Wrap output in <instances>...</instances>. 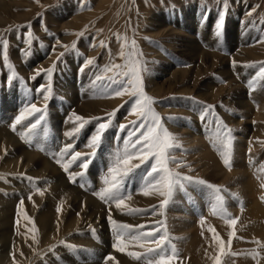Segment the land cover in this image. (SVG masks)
<instances>
[{"label": "rangeland", "instance_id": "obj_1", "mask_svg": "<svg viewBox=\"0 0 264 264\" xmlns=\"http://www.w3.org/2000/svg\"><path fill=\"white\" fill-rule=\"evenodd\" d=\"M189 40L199 50L191 49ZM129 58L136 61L144 92L153 98L152 109L175 138L177 146L169 154L184 162L177 167L169 161L168 167L219 186L222 202L212 189L184 181L183 190L178 188L161 210L164 197L141 191L152 160L123 184L132 197L126 204L142 213L128 215L127 209L94 195L105 187L103 178L128 134L135 132L134 140L144 131L133 124L140 123L132 113L135 97L114 96L131 87L120 82L127 78L111 79L116 69L104 72ZM88 59L94 64L84 68ZM262 62L264 0H0V264H148L154 254L135 243L125 252L115 250L109 209L112 219L134 230L144 225L141 231L159 227L162 233L166 228V247L178 251L173 264H215L216 235L226 251L231 238L230 251L237 253L221 257L222 264H264ZM53 63L51 81L43 71L36 74ZM48 84L52 93L45 101L40 88ZM32 103L47 105L45 119L29 132L26 125L40 114L29 116L14 132L16 117ZM115 109L84 177L76 176L73 183L69 175L84 170L77 161L65 172L62 163L72 152L93 151L87 146L91 137ZM73 113L90 122L69 138L65 133L79 123L73 122ZM227 129L233 137L231 170L221 155ZM68 144L72 152L61 157ZM229 218H238L236 237H231ZM128 251L144 255L136 260ZM109 255L116 261H106Z\"/></svg>", "mask_w": 264, "mask_h": 264}, {"label": "snow or ice", "instance_id": "obj_2", "mask_svg": "<svg viewBox=\"0 0 264 264\" xmlns=\"http://www.w3.org/2000/svg\"><path fill=\"white\" fill-rule=\"evenodd\" d=\"M39 2V0H37ZM223 26V16L220 17L219 23L217 24V35H219V30ZM78 35H83V33H79ZM32 34L29 33V37L31 38ZM126 39V38H125ZM29 43H31V39H29ZM133 46L135 45V41H132ZM4 46V59L7 60V41H3ZM101 46L104 47V42L101 41ZM75 48V44L72 45ZM64 53H60V57H62ZM121 57H124V52L121 50ZM58 57V60L59 58ZM235 61H233V65H235ZM94 64L93 59H88L84 64V68H87L90 65ZM11 67V65H9ZM56 64L48 69L38 70L37 75L43 71L51 81L53 73L55 71ZM113 69L119 70L116 71L115 76L111 79L115 80L116 76L126 77V81H120L125 83L126 85H130L131 87L125 86L116 90L114 92L115 97H120L125 94L130 97H135V104L132 108V113L137 115L140 123L136 124L133 122L136 128H143L144 131L140 133L134 140L132 137L135 135V132H130L128 134V139L124 141V150L122 153L118 152L115 154L113 162L107 169L108 175L103 178V183L105 187L101 188L98 192H95L94 195H97L100 200L105 203H114L117 209L124 210L127 209L126 214L134 215L142 213L143 210L131 208L126 204L127 200H131V194L126 193L123 189L124 180L135 170L141 167L143 164H147L150 160L154 161L150 164L148 170L145 172L144 184L141 189L142 194L144 196H150L153 194L164 197L159 204V208L163 210L169 204L170 199L173 194L179 188L183 190L184 181L189 183H195L204 185L213 190L214 198L219 203L222 202L223 197L220 195L222 189L217 185L209 184L208 182L199 179L194 180L191 176H181L179 172L173 171L168 167L169 161L176 164L177 167L183 166V161H179L175 156L170 155V149L177 146L175 138L171 133H168L166 129L163 128L161 124V117L159 114L155 113L152 109L151 105L154 102L153 98L148 97L143 90L142 79L140 76V72L137 69L136 61L131 60L129 58L128 62L123 65L120 64H112L111 66H106L104 72L113 71ZM83 71V68L81 69ZM15 73L13 76L15 77ZM259 75L264 77V62H262ZM33 79L35 77H32ZM12 79V77H10ZM97 80L102 79L101 76L96 77ZM40 91L45 93L43 99L47 101L49 96L52 93L51 84L47 86H42ZM211 108L213 106H207ZM116 111L118 109L113 110L108 114V120L106 122H101L98 125L96 133L91 137L88 147L93 149L91 153H81L79 151L72 152V145L68 144L64 147L63 151L60 153V156L63 157L68 153L72 152L69 160L67 162H63L58 159L57 163H62V167L65 172H68L69 166L73 163L79 162L78 167L84 171L79 173L70 174L69 179L75 183L76 176L84 177L85 171L88 169L89 164L91 163V158L95 156V149L99 147L103 132L111 125L112 119L116 115ZM47 112V105L45 104L44 108H39L35 103L30 104L26 107L21 114L16 117L15 123L12 124V130L16 131V126L22 124L25 120L28 119L29 116L35 115L39 113V117L35 120V122L30 125H26V128L29 132L35 129L38 124H40L41 120L45 119ZM206 114V113H205ZM74 123L79 122L77 127L73 128L71 131L65 133L66 136L72 138L74 135L78 134L81 129L90 122L89 119H86L83 116L76 115L73 113ZM71 119V118H70ZM92 120H99V117H92ZM121 130H123L126 126L120 125ZM231 129H227V132L224 134L225 138L223 140V152L221 155L223 156V163L228 170H231L232 162H231V148H232V140ZM22 136H26L27 133H22ZM133 149L130 151L129 149ZM138 160L139 163H132V161ZM190 167V166H189ZM31 180V177H28ZM264 187V184L261 185ZM41 195L43 192L40 189H37ZM226 191V189H225ZM31 199V197H29ZM21 206L23 205V201L20 202ZM156 206L152 207V210L155 211ZM60 209H58L59 211ZM217 208L213 205V213L215 214ZM161 214H163L161 212ZM109 222L112 226V230L115 234V243L113 247L117 252H125L129 247V243H135L139 248L146 249L147 253L154 254V258L148 260V264H173L174 259L178 256V251L174 245L171 246L169 251L166 245L170 244L168 239V233L165 230L160 233V228L155 227L151 231H141L140 229L144 228V225H139L136 229H133V226L118 223L116 220L112 219L111 209H109ZM158 225L162 222L157 221ZM227 223L231 226L233 231L231 232V237H236V225L238 223V218H229ZM33 227H35L33 225ZM93 233L95 230H92ZM212 231H215L212 229ZM157 233H160L157 235ZM217 241L219 255L214 257L215 264H222L221 257L223 256H235L237 253H233L230 251L232 239L230 238L227 241V248H225V241L221 239L218 235L214 237ZM35 239V237H33ZM63 243V242H62ZM259 243V242H257ZM152 244L154 247H147V245ZM74 247V246H70ZM14 255V254H13ZM127 255L140 260L143 253L128 251ZM258 255V254H257ZM255 258V256L253 257ZM106 261H116V257L109 255L106 258ZM116 264H119L116 261Z\"/></svg>", "mask_w": 264, "mask_h": 264}, {"label": "bare ground", "instance_id": "obj_3", "mask_svg": "<svg viewBox=\"0 0 264 264\" xmlns=\"http://www.w3.org/2000/svg\"><path fill=\"white\" fill-rule=\"evenodd\" d=\"M189 39V38H188ZM190 41V40H189ZM208 42V41H207ZM189 44H190V47H191V49H198L196 46H194L193 44H192V42L190 41L189 42ZM199 50V49H198ZM240 88V87H239ZM241 104V103H240ZM243 105H245V103H243ZM249 108V107H248ZM191 136V135H190ZM193 137V136H192ZM189 140V139H188ZM193 143H195V142H193ZM193 143H190V145H193ZM197 144L199 145L198 146V149H200V151H199V153L200 154H202L203 152H204V150H203V148L202 147H200L201 145H200V143H199V141L197 142ZM206 158H207V156H206ZM213 165V164H212ZM214 169L216 168L214 165L212 166ZM205 170V169H204ZM223 172V171H222ZM242 180V179H241ZM244 181V180H243ZM248 187V186H247ZM248 189V188H247ZM249 190V189H248ZM249 192V191H248ZM180 196V195H179ZM178 196V200L179 199H181V197H179ZM120 260H118V262H119ZM119 263H123V262H119ZM125 264V263H124Z\"/></svg>", "mask_w": 264, "mask_h": 264}]
</instances>
